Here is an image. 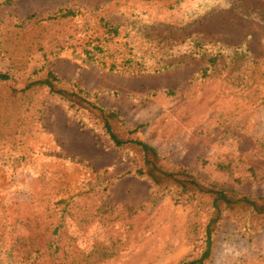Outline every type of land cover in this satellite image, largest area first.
Masks as SVG:
<instances>
[{"label":"rangeland","instance_id":"obj_1","mask_svg":"<svg viewBox=\"0 0 264 264\" xmlns=\"http://www.w3.org/2000/svg\"><path fill=\"white\" fill-rule=\"evenodd\" d=\"M67 8L79 15L46 27ZM102 19L127 28L119 45L128 43L150 72L135 65L110 73L81 56V38ZM41 36L45 44L24 57ZM236 47L260 62L253 88L228 73L227 52ZM213 57L219 64L204 75ZM24 60L27 70H52L68 88L97 94L126 128L140 127L137 138L164 166L264 198V0H17L0 6V74L22 86ZM159 61L177 66L151 72ZM7 96L0 82V262L184 264L201 257L207 214L173 194L155 197L136 176L140 161L112 144L92 111L72 116L59 99L39 96L27 130L23 98ZM238 217L223 215L205 264H264V224Z\"/></svg>","mask_w":264,"mask_h":264},{"label":"trees","instance_id":"obj_2","mask_svg":"<svg viewBox=\"0 0 264 264\" xmlns=\"http://www.w3.org/2000/svg\"><path fill=\"white\" fill-rule=\"evenodd\" d=\"M15 1L17 0H4L0 6L10 5ZM78 15L79 12L71 8L61 9L46 19L45 24H47L46 27L49 25L57 26L63 21L76 18ZM97 29L95 34L83 35L80 40L82 43L80 54L84 56L85 60L99 65L110 73L131 72L132 67L135 65L139 68V71L150 72L146 70L142 60L135 59V54L132 52L133 48H130L128 43L119 45V38H121L123 30L127 28L102 19ZM128 35L127 32L125 36L128 37ZM73 38V36H69L68 40L71 41ZM41 39H43L42 36L36 39L37 41L33 40L34 42L27 44V54L24 57L30 55L36 46L40 45L42 47L45 44ZM202 45L203 43L199 41L195 44V47L201 48ZM218 60V57L209 59L204 75H208L209 70L213 71L217 67ZM259 64L260 62L254 59L250 52L243 47L232 48L227 52L226 66L229 69L227 71L229 75L239 73V83L244 85L245 88H253L259 81ZM26 65L27 61L24 60V84L22 86H19L20 82L13 78L10 73L0 74V82L8 90L7 97L13 100L23 98L24 118L21 120H24V128L31 130L28 118H31V114L39 109L38 106H41L38 100L39 96L59 99L64 104L65 110L72 116L82 111H92L95 121L112 144L117 149L133 153L140 161L141 164L139 169L136 170V176L150 182L155 197L162 198L173 194L177 202L184 201L187 204L189 202V204L194 205L196 211L207 214L206 247L198 260L184 264H205L210 258L215 233L225 213H232L235 219L238 216L242 220L244 218L251 225L258 221L264 224L263 197L255 198L219 188L205 182L181 166H164L161 164L162 158L159 156L158 151L150 144L137 138L136 135L140 127L135 129L126 128L121 120L120 113L105 108L99 101L97 94L86 91L78 85L68 88L69 85L56 72L44 68L27 70ZM157 65L158 67L151 68V72H161L177 66L175 63L160 61ZM20 71L17 69V72L20 73ZM1 96L4 97L3 94ZM21 110L19 109L17 113L19 114ZM39 112L41 113L42 110H39ZM79 119L83 121L81 116ZM18 123H20L19 119ZM219 169L226 171L229 168L226 164H220ZM0 264L5 263L0 262Z\"/></svg>","mask_w":264,"mask_h":264}]
</instances>
